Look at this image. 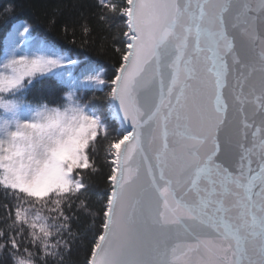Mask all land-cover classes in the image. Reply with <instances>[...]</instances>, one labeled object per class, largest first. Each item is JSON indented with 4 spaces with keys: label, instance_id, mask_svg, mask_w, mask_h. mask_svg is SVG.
Returning a JSON list of instances; mask_svg holds the SVG:
<instances>
[{
    "label": "snow or ice",
    "instance_id": "1",
    "mask_svg": "<svg viewBox=\"0 0 264 264\" xmlns=\"http://www.w3.org/2000/svg\"><path fill=\"white\" fill-rule=\"evenodd\" d=\"M16 8L0 3V264H65L101 156L87 264H264V0H95L123 22L114 65Z\"/></svg>",
    "mask_w": 264,
    "mask_h": 264
},
{
    "label": "trees",
    "instance_id": "2",
    "mask_svg": "<svg viewBox=\"0 0 264 264\" xmlns=\"http://www.w3.org/2000/svg\"><path fill=\"white\" fill-rule=\"evenodd\" d=\"M4 2L5 0H0V3ZM94 4L95 0H16V11L23 14L21 19L34 21L42 31L65 44H70L71 36L66 38L61 27L64 24L76 27V44L72 46L80 48L84 42V48L89 54L103 61L105 65H114L116 57L111 51V37L119 34L123 22L117 21L113 27L107 28L92 15L96 11ZM52 18L57 21L55 26L50 22ZM82 19H86L93 28L92 34L88 37L81 36L79 32V24ZM2 20L3 18L0 17V22ZM105 36L107 39L101 43V37ZM88 95H92V93ZM96 95L101 94L96 93ZM98 163L100 164L99 172L91 175L87 181L90 185L89 190L80 194V198L89 205L88 210H78L74 205L70 213V215L74 214L71 231L75 240L71 245V252L65 255V264H87L90 249L103 222L104 193L109 187L107 175L110 173V169L106 163H103L102 156L98 158ZM6 203L9 202L0 195V220H3L6 214L3 207ZM9 207H11L10 204ZM0 227L3 225L0 224ZM25 236L27 237V229ZM65 238L70 239L67 236ZM30 250L35 251V249ZM3 259L0 257V260Z\"/></svg>",
    "mask_w": 264,
    "mask_h": 264
}]
</instances>
